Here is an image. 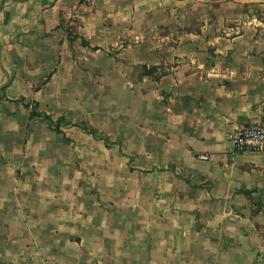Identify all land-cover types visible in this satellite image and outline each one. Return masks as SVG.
<instances>
[{
	"label": "crops",
	"instance_id": "crops-1",
	"mask_svg": "<svg viewBox=\"0 0 264 264\" xmlns=\"http://www.w3.org/2000/svg\"><path fill=\"white\" fill-rule=\"evenodd\" d=\"M264 0H0V264H264Z\"/></svg>",
	"mask_w": 264,
	"mask_h": 264
},
{
	"label": "built area",
	"instance_id": "built-area-1",
	"mask_svg": "<svg viewBox=\"0 0 264 264\" xmlns=\"http://www.w3.org/2000/svg\"><path fill=\"white\" fill-rule=\"evenodd\" d=\"M98 0H83L84 4L91 5ZM230 142L237 152H263L264 126L253 125L237 129L230 136Z\"/></svg>",
	"mask_w": 264,
	"mask_h": 264
}]
</instances>
